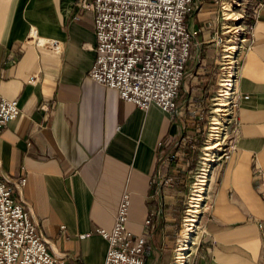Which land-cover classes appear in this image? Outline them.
Instances as JSON below:
<instances>
[{
  "label": "crops",
  "instance_id": "obj_1",
  "mask_svg": "<svg viewBox=\"0 0 264 264\" xmlns=\"http://www.w3.org/2000/svg\"><path fill=\"white\" fill-rule=\"evenodd\" d=\"M221 1L190 5L186 23L198 32L182 80L186 97L173 115L156 103L139 108L90 76L94 12L79 0H0V87L21 106L0 136V176L28 174L31 214L65 264L105 263L109 243L97 229H112L127 193L128 226L148 232V264H158L157 227L146 219L156 214L151 200L161 199V141H179L218 86L221 52L212 35L221 29ZM249 7L254 41L242 56L237 148L213 166V205L200 216L188 264H264V0Z\"/></svg>",
  "mask_w": 264,
  "mask_h": 264
},
{
  "label": "built area",
  "instance_id": "obj_2",
  "mask_svg": "<svg viewBox=\"0 0 264 264\" xmlns=\"http://www.w3.org/2000/svg\"><path fill=\"white\" fill-rule=\"evenodd\" d=\"M193 2L194 0H79L81 8L94 12L97 57L90 69V76L117 89L121 98L139 108L148 109L156 103L167 113L180 114L178 95L192 56L194 37L198 32L186 23V16ZM226 3H229L237 16L225 14ZM249 3L250 0L221 1V29L212 35L214 43L220 48L221 57L218 88L211 98V105L216 102V97L227 98L229 101L222 129V149L214 164L231 156L237 148L232 133L238 121L234 107L239 96L242 56L244 49L249 48L254 41L252 26L246 22ZM224 20L234 23L231 25ZM29 38L39 44L57 46V42L37 38L33 34ZM1 80L0 76V85ZM43 107L46 108V104ZM20 112L18 99L5 97L0 87V136L3 128L18 117ZM212 119L209 121L210 130ZM184 141L185 138L182 139ZM172 142L174 141L163 140L161 144L165 148ZM191 146L195 147V144L192 143ZM171 151H164V161L170 162L177 158V152ZM171 180L172 176L165 179L158 177L159 188ZM27 181L26 172L19 178L5 174L0 176V264H65L66 255L56 254L51 250L49 238L31 214L30 203L24 196ZM122 199L112 229H97L109 243L104 264H145L148 232L136 234L128 226L129 193ZM212 205L211 197L209 202L204 203L201 214L204 210L211 209ZM153 214L152 212L146 219V225L151 223ZM198 226L202 230V226ZM64 227L65 225L61 226ZM85 234L90 235L91 232ZM187 256L185 264L189 261V254Z\"/></svg>",
  "mask_w": 264,
  "mask_h": 264
},
{
  "label": "rangeland",
  "instance_id": "obj_3",
  "mask_svg": "<svg viewBox=\"0 0 264 264\" xmlns=\"http://www.w3.org/2000/svg\"><path fill=\"white\" fill-rule=\"evenodd\" d=\"M200 0H194L193 6L199 4ZM233 12V11H232ZM236 16V14H235ZM230 23V22H226ZM234 22L230 23L233 25ZM188 69L186 72V76L184 77V81L188 80L190 77V67L189 63L187 65ZM218 86L216 87V89ZM216 89L214 88L212 93L210 94V98L208 102L204 105L205 107L203 108L202 114L199 116V119L202 120L204 115L207 116V123L205 126H199L198 130L200 131H205L206 135V140L205 142L201 145V147L198 150V155H193L191 158H187V160L182 161L184 156L188 155L184 149V142H182V139L186 138L183 136L180 137L179 141L177 142H172L170 146L165 147L162 150V159L160 161V169L162 163L170 164L169 161H164L165 160V155L164 151L166 152L169 151L170 149L172 150L171 153H176L177 152V158L178 160L182 161L179 162H173L175 168L179 167L180 169L182 168L185 171V174L180 177L181 185H177L175 183L176 180V175H166L163 170L161 169L159 171V178L165 179L167 177L172 176V180L170 183H166L162 187V192L160 195V202L157 206L154 207L155 209V216H157L155 226L157 227V231L155 232V237L154 240L158 244V255L160 256L158 264H177L178 263V248L181 245L182 237L185 233L186 229V218L188 215V209L190 208V205L192 204V196L194 194V191L196 190V186L198 184V176L202 173V168L205 166L207 152L205 150V147L210 140V135L212 133V129L210 130V123L209 121L216 115L215 113V108L216 106L212 103V96L215 93ZM179 98L178 101L183 100L184 97H186V93H184V90H182L179 93ZM213 106V109H212ZM213 110V111H212ZM205 112H207L205 114ZM219 118L222 120L221 127L223 129V120L225 117L221 116L219 113ZM213 116V117H212ZM213 121V119H212ZM212 123V122H211ZM194 127V126H193ZM192 128H188L186 131L187 133V138L185 140H189L192 136H194V130ZM192 129V130H191ZM192 131V132H191ZM222 131H220L221 133ZM193 134V135H192ZM223 136V134H220ZM190 136V137H189ZM166 149V150H165ZM213 165V162H212ZM212 168V167H211ZM213 169V168H212ZM211 175L212 171L208 177V183L205 185V191L203 193V201H201L202 206L204 208V203L209 202L210 196H211ZM201 206V208H202ZM197 223L200 225V221L198 220ZM198 226V225H197ZM199 231V232H198ZM201 232V228L198 226L197 227V235H194V241L197 242V237L199 236V233ZM197 236V237H195ZM195 244H193V247L191 251L194 249ZM188 257V256H187ZM187 259H185L186 261ZM185 264V263H184Z\"/></svg>",
  "mask_w": 264,
  "mask_h": 264
},
{
  "label": "bare ground",
  "instance_id": "obj_4",
  "mask_svg": "<svg viewBox=\"0 0 264 264\" xmlns=\"http://www.w3.org/2000/svg\"><path fill=\"white\" fill-rule=\"evenodd\" d=\"M226 10H225V14L227 16H236L238 15L235 11L232 10V8H230L229 3H226ZM233 11V12H232ZM229 22V21H226ZM232 25V24H231ZM33 36H35L33 34ZM216 102H215V106L216 108L215 113L216 115H214L213 117V121H212V133L210 135V140L208 141L205 150H206V154H207V158H206V162H205V166L202 168V173L198 176V184L196 186V190L194 191V194L192 196V201H191V205L190 208L188 209V215L186 218V229H185V233L182 237V243L180 245V247L178 248V263L177 264H184V260L187 258V255L190 253L193 244L196 245V241H194V235L197 233V221L199 220L200 216H201V211L203 209L202 203L201 201H203L204 197H203V193L205 191V185H207L208 183V177L212 171V162L214 164V162L216 161V159H218V156L220 155V151L222 149V143H223V136H221L220 134H223L222 131V120L219 118V113L221 114V116L226 117L227 115V109L226 106L227 104H229L228 99L226 98H219L216 97ZM225 120V119H224ZM224 120H223V125H224ZM224 128V126H223ZM220 131H222L220 133ZM202 206V208H201ZM199 232V231H198Z\"/></svg>",
  "mask_w": 264,
  "mask_h": 264
},
{
  "label": "trees",
  "instance_id": "obj_5",
  "mask_svg": "<svg viewBox=\"0 0 264 264\" xmlns=\"http://www.w3.org/2000/svg\"><path fill=\"white\" fill-rule=\"evenodd\" d=\"M207 112H205L206 114ZM207 123V116L204 115L203 119L200 120L199 118L196 119L193 117V130H194V136H192L189 140H186L184 142V149L186 151V153L188 155L184 156V158L182 159V161H185L187 160V158H191L193 157V155H198V150L199 148L201 147V145L205 142V138H206V135H205V131H200L198 130V127L199 126H205ZM192 130V129H191ZM192 132V131H191ZM189 133L188 131H185L184 132V135H183V138L184 137H188L186 136L185 134ZM193 135V134H192ZM190 137V136H189ZM185 138V139H186ZM194 143L195 144V147H192L191 144ZM161 152L162 150L159 152V155H160V158H159V165H160V161L162 159V155H161ZM180 160L178 159H175L174 161H171L170 164H166L165 162L162 163L161 165V169L163 170V172L166 174V175H176V180H175V183L177 185H181V181L179 180L180 177H182L184 174H185V171L179 167L175 168L174 166V163L173 162H179ZM180 161V163L182 162ZM156 185L155 183H153V186H152V189H151V192L152 194L155 193L156 191ZM159 199L158 198H153L151 200V205H153L152 207H155L159 204ZM156 219H157V216H154L153 219H151V225L155 224L156 223ZM147 244H146V248H145V253H144V257H145V264H148L149 261H150V247H151V242H150V239H147Z\"/></svg>",
  "mask_w": 264,
  "mask_h": 264
}]
</instances>
